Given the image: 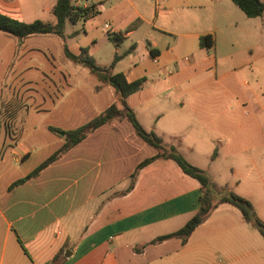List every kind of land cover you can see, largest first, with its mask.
I'll return each instance as SVG.
<instances>
[{"label":"crops","instance_id":"0c3cea01","mask_svg":"<svg viewBox=\"0 0 264 264\" xmlns=\"http://www.w3.org/2000/svg\"><path fill=\"white\" fill-rule=\"evenodd\" d=\"M55 3L0 0V12L25 22H56ZM73 4L97 9L82 19L84 37L78 22L69 32L66 23L64 37L47 33L18 40L0 31V68L6 75L0 81V264H264L263 235L228 202L185 242L179 236L152 242L196 213L201 184L175 160L156 158L140 168L128 189L137 165L157 149L127 119L96 128L39 175L9 188L65 142L50 126L76 128L116 101L113 86L101 84L64 50L79 53L86 47L92 53L101 40L111 41L108 33H117L113 56L123 57L113 71L129 81L147 79L127 99L141 124L183 155H210V162L196 166L219 187L248 198L264 220V85L256 80L243 88L236 75L255 63L264 74V13L248 17L233 0ZM95 17L111 25L101 39L89 26ZM206 35L211 47L201 45ZM219 71L224 85L216 82ZM213 84L225 87L222 97L210 95ZM229 99L233 111L221 114L227 108L219 107ZM242 106L252 115L244 117ZM252 135L261 139L246 143ZM242 145L245 149L236 150ZM234 151L254 155L246 165L242 159L225 161ZM33 158L32 165H21Z\"/></svg>","mask_w":264,"mask_h":264},{"label":"trees","instance_id":"16d2710c","mask_svg":"<svg viewBox=\"0 0 264 264\" xmlns=\"http://www.w3.org/2000/svg\"><path fill=\"white\" fill-rule=\"evenodd\" d=\"M233 1L248 17H257L264 13L263 0ZM93 8V6H77L73 4L72 0H56L52 9V12L56 17V22L45 21L42 19L25 22L0 12V31L11 35L18 40H23L34 34L47 33H55L64 37V29L67 21L76 23L79 20L87 18L89 15H93L95 14ZM108 35L111 41L119 44L120 36L117 33H108ZM212 44V40L209 41V35L201 38L202 46L211 47ZM64 51L67 58L77 64L87 67L89 71L98 78L101 84L113 86L115 89L116 101L106 107L100 114L94 116L92 119L76 128L62 130L50 126L49 129L54 133L64 132L66 138L65 142L51 155L45 158L34 170L15 180L10 185V189L39 175L46 166L63 156L69 149L81 142L96 128L114 120L121 121L127 119L132 123L136 135L148 145L157 149L156 154L143 159L137 165L135 171L131 175V183L128 189L132 188L140 168L156 158H171L175 160L185 173L196 178L201 184L202 193L198 198L199 207L196 213L177 231L160 235L153 239L152 242L162 241L172 236H179L185 242L192 231L201 224L220 203L223 202H228L238 207L245 220L252 223L264 237V220L259 217L254 205L248 198L241 196L227 186L219 187L207 170L190 163L175 145L166 143L155 131L147 130L141 124L127 99L131 94L141 90L147 79L146 77H140L136 80L129 81L123 72L113 71L118 60L123 57V53H115L113 60L109 65H100L96 62L95 58L89 54L86 47H82L79 53H73L67 46H65ZM98 88H100V86H96V89ZM216 154L217 150L215 149L212 156L215 157Z\"/></svg>","mask_w":264,"mask_h":264},{"label":"rangeland","instance_id":"374dc122","mask_svg":"<svg viewBox=\"0 0 264 264\" xmlns=\"http://www.w3.org/2000/svg\"><path fill=\"white\" fill-rule=\"evenodd\" d=\"M73 2H84L85 0H72ZM83 24H84V20H79L78 21V23L76 24L77 25V27H79V29H80V32H81V34H82V36L84 37V30H83ZM104 24V20H103V18H101V17H95V18H92L91 20H90V22H89V26L91 27V29H92V35L95 37V38H97V37H99L100 39L102 38V37H104L105 36V34H106V31L104 30V28L102 27V25ZM72 22H70V21H68L67 22V28H66V31H70V27H72ZM2 33V32H1ZM127 44L126 43H124V44H122L121 45V47H120V50L121 51H123V49L125 48L124 46H126ZM221 46L220 47H222V43L220 44ZM73 46H74V44H73ZM116 47H117V45H116V43L115 42H113V41H107V40H105V41H102L101 40V42H100V44H99V46H97L95 49H93V52L91 53L90 51H89V53H90V55H92L95 59H96V61L98 62V63H100V64H104V65H109L110 63V60L112 59V57H114L113 56V51L116 49ZM259 66H260V64L259 63H255V64H253L252 66H247L246 68H242V69H240V71H238V73L236 74L239 78H240V80H242V87L243 88H245L246 87V85H244V83L246 84L247 82H249L250 84H253L254 82H256V80H259L261 83H262V85H264V74L263 73H261L262 72V70H259ZM252 69H254L255 71H254V73H251V71H253ZM220 74H221V71H219L218 73H217V78L218 79H216L217 81L216 82H220L221 84H223L224 85V82H225V80H222V79H219L220 77ZM239 74V75H238ZM6 77V75H5V71L4 70H2L1 68H0V81H3V79ZM246 80V81H245ZM226 84V83H225ZM214 86H213V89H212V91L210 92V95H212V96H214L215 98H218V97H222L223 96V92H224V90H225V87L224 86H218V85H215V84H213ZM19 102H22V100H20V99H18V100H16V103H19ZM232 101H231V99H229V100H227L226 101V103L225 104H222L220 107H219V109H222V108H227L225 111H223L221 114H227V113H231L233 110H232V103H231ZM23 103V102H22ZM21 103V104H22ZM29 103V102H28ZM30 104V103H29ZM231 104V105H230ZM230 106H231V109H230ZM21 109V105H17L16 106V111H18V110H20ZM241 109H242V112H243V116L244 117H246V116H248V115H252V109L251 108H249L248 106H242L241 107ZM12 112V111H11ZM10 112V113H11ZM7 113L9 114V112L7 111ZM13 113V112H12ZM20 113H22V112H20ZM19 113V116L21 115ZM247 118V117H246ZM16 126L14 127V132H13V134H15V133H17V130H16ZM3 133H4V125L2 124L1 126H0V140H1V136L3 135ZM14 137H15V135H13ZM216 138H217V136H216ZM223 139V138H222ZM259 139H261V137H256V136H251V139H247V141H246V143H253V142H258V140ZM14 140H12V138L9 140V143H12ZM3 148H4V145L2 146V144H1V146H0V156L2 155V154H4L3 152H4V150H3ZM240 149H245V147H244V145H242V146H240V147H238L236 150H240ZM235 153V151L234 152H230L229 153V156H228V158H226L225 159V161H229V160H231V159H242V162H243V165H246V161L251 157V156H253L254 154H252L250 151H244L240 156H237V155H233ZM184 156H185V158L190 162V163H192V164H194V165H198V164H207L208 162H210L211 161V158H210V155H207V154H197V153H195V154H189V153H184ZM260 158V157H259ZM34 159L35 158H33V159H31L30 161H27L26 163H23V164H21V165H32L33 163H34ZM224 161V160H223ZM195 162H197L198 164H196ZM226 163V162H225ZM221 166H224V164L222 163V164H220ZM219 165H217V167H218Z\"/></svg>","mask_w":264,"mask_h":264},{"label":"built area","instance_id":"2783aa9c","mask_svg":"<svg viewBox=\"0 0 264 264\" xmlns=\"http://www.w3.org/2000/svg\"><path fill=\"white\" fill-rule=\"evenodd\" d=\"M93 12L96 13L97 9L93 8ZM104 29L109 32L111 30V25L108 22L104 23Z\"/></svg>","mask_w":264,"mask_h":264},{"label":"water","instance_id":"95a60500","mask_svg":"<svg viewBox=\"0 0 264 264\" xmlns=\"http://www.w3.org/2000/svg\"><path fill=\"white\" fill-rule=\"evenodd\" d=\"M60 133L64 134V132H60Z\"/></svg>","mask_w":264,"mask_h":264}]
</instances>
